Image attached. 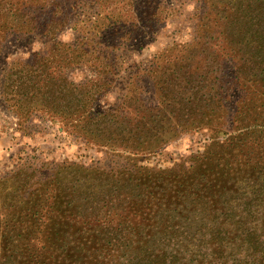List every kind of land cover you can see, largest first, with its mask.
I'll use <instances>...</instances> for the list:
<instances>
[{
  "label": "rangeland",
  "instance_id": "obj_1",
  "mask_svg": "<svg viewBox=\"0 0 264 264\" xmlns=\"http://www.w3.org/2000/svg\"><path fill=\"white\" fill-rule=\"evenodd\" d=\"M262 4L253 0H46V6L52 11L59 9L63 18L61 29L48 42L50 47L77 42L72 50L81 52L82 45L89 44L87 56L109 53L122 58L121 70L109 75L113 81L98 107H118L115 115L132 122L125 132L131 142L129 148H121L85 138L78 129L81 115L63 121L37 113L28 122L6 110L0 100V247L7 255L22 247L25 257L13 258L16 264H114L124 261L133 248L148 246L155 254L181 255L183 250L174 248L178 243L172 241L140 247L134 243L109 253L102 245L91 243L83 252L68 243L64 257L60 253L59 259H52L55 254H49L44 263L39 257L49 247L43 235L93 229L115 214L114 198L128 210L134 224L141 226L145 215L156 216L158 222L163 209L154 205L166 197L168 207V189L181 190L175 201L178 207L185 200V189L189 191L196 203L190 204L186 215L203 217L198 222L207 223L202 233L209 230L213 219L214 227L225 234L237 212V202L254 198L259 204L247 208L242 230L226 237L221 257L208 235L202 250L182 252L184 264H264L260 262L264 246L257 245L264 243V228L259 229L264 219V19L256 12ZM37 38L25 44L12 38L3 44L0 82L9 65L28 62L47 49ZM168 70L174 71L168 78L177 77L178 85L164 101L166 92L156 91L155 83L164 73L168 75ZM67 74L77 84L104 76L103 70L92 65L75 66ZM173 95L175 105L170 102L168 108L163 101L169 102ZM120 101L128 105L121 107ZM196 102L201 106L190 109L189 103ZM137 122H142L140 129ZM151 123L154 129L149 128ZM202 174L210 183L206 188ZM147 176L158 185L154 190L160 201L146 204L149 199L142 198L143 206L137 209L127 193L133 181L141 178L143 186ZM130 179L123 190L126 196L109 198L108 190H113L104 185L103 196L98 198L93 189L89 195L85 187L86 182L94 187ZM52 180L63 185L65 197L60 202L72 204L63 209L82 205L86 223L61 225L66 221H60L61 214L50 207L57 201ZM95 189L100 192L98 186ZM18 191L24 198H19ZM231 194L239 199L230 201ZM103 200L109 201L106 208L110 212L99 217ZM204 206L209 218L202 213ZM137 211L139 216L134 217ZM254 214L257 220L249 223ZM253 229L259 235L255 244L244 241Z\"/></svg>",
  "mask_w": 264,
  "mask_h": 264
},
{
  "label": "trees",
  "instance_id": "obj_2",
  "mask_svg": "<svg viewBox=\"0 0 264 264\" xmlns=\"http://www.w3.org/2000/svg\"><path fill=\"white\" fill-rule=\"evenodd\" d=\"M258 1V5L263 2L261 8L257 13L258 17L264 19V0H253ZM260 2V3H259ZM50 7V6H49ZM50 9V11L48 10ZM51 13V14H50ZM59 19V20H58ZM62 14L60 10L52 11L51 7L46 6V0H0V53L3 51V44H6L10 39L16 38L17 42L20 44L29 43V39H36L37 37L41 42L45 44V51L36 53L33 58L28 62H18L9 65V68L3 73L0 82V100L1 105L8 111H12L15 115L25 117L26 121L32 118L31 115L37 113H44L49 116H56V118L66 121L74 115H81L80 124L78 126L79 134L83 135L85 138H89L91 141L100 144H106L111 146H116L117 144L121 148H129L131 138L125 134L128 126L132 123L126 118L120 119L115 115L118 111V107H112L110 109L100 110L98 106H101V97H104L103 92L110 86V81L112 77L109 75L113 73H119L123 65V60L120 56H113L109 53H102L99 56H87L90 52L89 44L84 47L82 45L81 52H78L74 46H77V42L73 44H53L51 47L48 42H52L55 33L59 31L62 27ZM53 23V24H52ZM37 38V39H38ZM28 41V42H26ZM1 57V54H0ZM1 61V59H0ZM78 65H92L103 70L104 76L99 74V78L96 80H89L82 84H77L70 80L67 70L78 66ZM109 70V71H108ZM113 71V72H112ZM155 71V70H154ZM174 71L168 70V75L163 74L164 78H157L155 83V90H162L166 93L163 95L164 101L169 96L173 88L177 87V77L175 80H170V73ZM175 76V75H174ZM202 80L198 79L200 82ZM162 97V94H161ZM179 99H183L179 97ZM168 103L174 102L175 105L176 96L173 95L169 99ZM119 106L128 105L127 101H120ZM190 109H196L200 107V102L189 103ZM170 106H168L169 108ZM166 106L162 107L165 109ZM167 108V109H168ZM187 108V107H186ZM179 109V108H178ZM185 111V108H183ZM174 112V109L171 110ZM27 123V122H26ZM140 124L142 122H137V128L140 129ZM154 123H151L150 129H154ZM140 133V132H139ZM140 134H136L138 140ZM142 138V136H141ZM141 141V139H140ZM218 168H223V165L218 164ZM201 182H205L203 187H208L210 185L207 182V178L204 174L200 176ZM145 183L142 186V179L138 178L131 185V189L127 193V199L135 204L137 209H141L143 206L142 198L149 199L146 204L160 201L156 191L154 190L158 185L153 181L151 176L144 178ZM125 182H112L106 181L104 184L101 182L98 185L100 192L95 189L96 186L92 187L87 182L85 183L86 191L89 195L93 192L96 197L100 198L103 196L102 189L104 185L109 186L113 192L108 190L109 198L110 196L114 198V195L121 196L125 194V186H129V181ZM188 182V181H186ZM53 193H55L54 199L57 201L52 203L50 207L55 210L56 213H60V221L65 220L66 223L63 226H72L73 222L77 221L81 223L82 220L86 223L87 216L84 214V208L82 210V205L78 206L75 210L63 208L70 207L72 204L64 201L61 203L62 189L63 185L56 180H52ZM113 185V187L111 186ZM200 186L196 185L195 189L198 191ZM180 188V187H179ZM74 189V188H72ZM80 189V187H79ZM157 189V188H156ZM191 189V188H190ZM164 192L162 190H157ZM169 194H165L169 198L168 207L172 208L169 210L167 205V198L164 197L159 204L154 205L155 207H160L163 211H159L158 222H156V216L145 215L142 218L143 224L139 226L134 224L127 215L126 209L118 206L119 199H116L117 205L114 210H117L115 214H110L109 217H105V214L110 211L107 210L108 200L104 201L101 207V214L97 215L99 217L104 216L105 221L102 224H97L87 232L80 233L79 230L55 232L53 234H45L42 239L49 244V247L40 253V258L44 261L48 260V255L55 254L52 259H59L60 253L62 257L65 256V245L68 243H73L77 246V249L86 251L89 245H102L106 252L116 251L115 248L120 247H132V244L137 243L144 244L149 243V245L154 246L157 242L171 243L177 242L174 248H178L185 251L194 252L196 250H202L206 246L207 236L210 235V239L215 245L213 248L219 249L216 255L222 256L223 252L221 246L224 244L227 236H230L236 232L242 230L243 218L247 219L248 216L245 215L247 208L252 209L255 207L256 199L250 198L243 201L242 204H238L236 207V213L231 223V227L223 234V231L219 228L214 227L213 219L210 220V228L208 231L202 233V230L207 226V223H198L203 218H199L198 215H186L187 210H190V204H194V200H191L192 196L187 194L189 191L185 189L184 194H182V200L185 199L183 204H179V207L175 204L176 200L180 196L181 190L168 189ZM203 192L206 194L205 190ZM20 194L19 198H24L23 194ZM185 195V196H184ZM126 196V194H125ZM32 198V197H31ZM231 200H238V196L231 194L229 196ZM182 202V201H181ZM248 203V204H247ZM31 204V199H30ZM48 208V206H46ZM181 209V213H177ZM240 209V210H239ZM58 210V212H57ZM50 211V209H49ZM121 211V212H120ZM126 213V215H124ZM131 213V212H130ZM169 213V214H167ZM206 218H209V213L207 206L203 207L202 212ZM68 214L67 216H64ZM138 211L134 212V217H138ZM66 217V218H65ZM248 219L249 223H254L258 215L254 214ZM179 221L181 226L179 228ZM154 221V222H153ZM231 221V219H229ZM262 227L264 228V219L262 220ZM177 224H176V223ZM165 229H162L161 227ZM174 226L176 228L174 229ZM258 231L253 229L251 232L245 234L244 241H250L252 244L254 242L258 243ZM221 236V237H220ZM220 237V239H219ZM128 242V243H127ZM219 243V244H218ZM259 248L264 246V243L257 244ZM140 247V246H139ZM151 246L148 248L140 247L138 249L131 250V253L124 261L117 262L114 264H184L183 254L172 253L168 255L166 253L155 254L150 251ZM18 248V250L16 249ZM22 247L18 246L12 251L11 255H7L6 249L0 247V264H16L14 259L19 257L24 258ZM46 248V247H45ZM264 248V247H263ZM258 249V248H257ZM262 252V251H261ZM22 253V254H20ZM263 257H261L260 262L264 261V252H262ZM15 256V257H14ZM14 258V259H13ZM118 260V259H116ZM194 261V260H193ZM92 264H96L95 262ZM236 264H250L248 262H239Z\"/></svg>",
  "mask_w": 264,
  "mask_h": 264
}]
</instances>
